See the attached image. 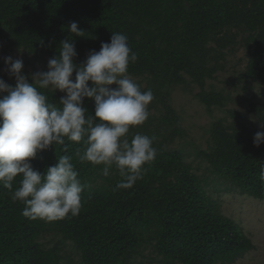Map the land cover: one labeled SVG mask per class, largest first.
Returning a JSON list of instances; mask_svg holds the SVG:
<instances>
[{"label": "trees", "instance_id": "obj_1", "mask_svg": "<svg viewBox=\"0 0 264 264\" xmlns=\"http://www.w3.org/2000/svg\"><path fill=\"white\" fill-rule=\"evenodd\" d=\"M71 22L85 32L83 37L68 32ZM114 32L128 36L130 48L138 55L129 64L128 74L147 77L141 90L151 89L160 101L161 122L170 132L159 139L158 131L145 124L131 129L132 134L153 137L158 154L145 165L143 179L132 188L116 191L121 180L118 172L113 168L105 177L102 166L81 163L74 156L80 145L66 140L64 146L39 151L31 165L41 172L61 155H73L78 178L86 185L81 211L55 221L31 220L21 215L24 205L14 202L9 190L0 185V264H66L63 247L67 242L77 250L82 264H134L147 247L164 264L233 263L254 245L233 219L219 212L182 153L168 149L170 140L183 133L169 103V90L189 77L207 109L222 107L224 96L206 90V80L216 72L211 65L213 52L218 50L223 57L237 36L248 56L240 78L264 84V0H0V38L39 59L52 58L59 43L69 38L77 52L74 62L79 64ZM6 83L15 85V81ZM42 91L57 105L63 95ZM84 105L93 112L92 101L86 99ZM260 119L264 122V115ZM257 132L262 131L215 121L208 146L200 154L219 179L240 194L264 201L260 179L264 143L254 144ZM46 233L59 240L46 246L40 241Z\"/></svg>", "mask_w": 264, "mask_h": 264}, {"label": "clouds", "instance_id": "obj_2", "mask_svg": "<svg viewBox=\"0 0 264 264\" xmlns=\"http://www.w3.org/2000/svg\"><path fill=\"white\" fill-rule=\"evenodd\" d=\"M67 30L76 37L85 33L76 22ZM76 56L74 41L62 40L57 54L47 61V70L30 77L22 73L21 58H3L4 71L15 85L0 78V185L14 202L24 205L21 215L31 220L75 217L82 208L86 185L78 178L73 155H61L43 172L32 167L37 153L50 145L64 146L66 140L80 145L74 156L81 163L102 166L105 177L114 168L121 177L114 191L132 188L143 179L145 165L158 154L153 137L131 133L148 119L154 94L151 89L142 91L128 74L129 64L138 60L128 36L114 32L98 51L89 50L83 62L75 63ZM42 90L63 93L58 105L50 103ZM86 99L93 102L91 113ZM261 143L264 132H257L254 144ZM260 179L264 182V164Z\"/></svg>", "mask_w": 264, "mask_h": 264}, {"label": "rangeland", "instance_id": "obj_3", "mask_svg": "<svg viewBox=\"0 0 264 264\" xmlns=\"http://www.w3.org/2000/svg\"><path fill=\"white\" fill-rule=\"evenodd\" d=\"M213 54L211 65L216 66V72L214 78L206 80V90L221 92L224 96V105L207 109L196 97L199 88L190 81L189 77L185 84L171 86L169 103L175 110L183 133L170 140L167 147L182 153L185 162L191 166L204 189L217 204L219 212L233 219L250 237L254 245L253 249L230 264H264V201L240 194L228 182L219 179L212 171L209 162L200 154L208 146L209 131L215 121L220 120L233 127L239 125L252 127L264 132V122L260 119L264 115V84L246 83L240 78L245 70L248 56L240 43L239 36L236 37L235 45L224 49L223 57H219L218 50ZM6 56L21 58L24 63L22 73L29 77L37 71L47 70L48 57L36 58L25 49L6 45L0 38V78L5 82L15 81L4 71L3 58ZM131 77L140 87L146 86L147 77ZM57 92L61 93L58 90ZM148 110L150 115L144 123L145 126L158 131L159 139L166 137L170 128L161 122L164 110L156 96L148 105ZM232 113L239 116H234ZM141 127L142 125L137 128ZM100 182L101 180L98 179L97 183ZM58 240L59 238L54 234L46 233L40 241L46 246H51ZM63 252L67 256L66 264H82L79 253L71 243H65ZM162 259L151 247H147L136 256L134 264H164Z\"/></svg>", "mask_w": 264, "mask_h": 264}]
</instances>
